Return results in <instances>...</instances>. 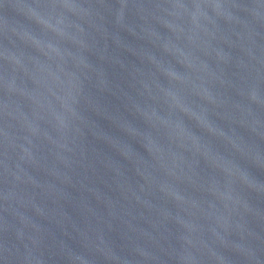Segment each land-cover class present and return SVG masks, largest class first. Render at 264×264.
<instances>
[{"label": "water", "instance_id": "water-1", "mask_svg": "<svg viewBox=\"0 0 264 264\" xmlns=\"http://www.w3.org/2000/svg\"><path fill=\"white\" fill-rule=\"evenodd\" d=\"M0 264H264V0H0Z\"/></svg>", "mask_w": 264, "mask_h": 264}]
</instances>
